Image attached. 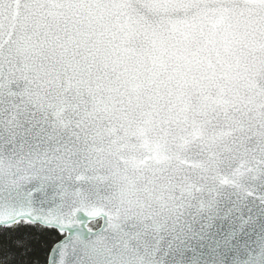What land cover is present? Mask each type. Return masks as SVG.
Wrapping results in <instances>:
<instances>
[{
  "label": "snow or ice",
  "instance_id": "1",
  "mask_svg": "<svg viewBox=\"0 0 264 264\" xmlns=\"http://www.w3.org/2000/svg\"><path fill=\"white\" fill-rule=\"evenodd\" d=\"M0 264H264V0H0Z\"/></svg>",
  "mask_w": 264,
  "mask_h": 264
}]
</instances>
